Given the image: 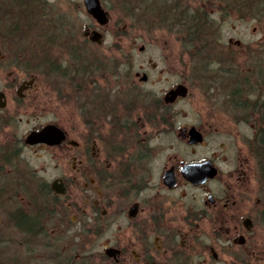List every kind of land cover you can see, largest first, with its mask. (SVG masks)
Here are the masks:
<instances>
[{"label":"flooded vegetation","instance_id":"af4514ba","mask_svg":"<svg viewBox=\"0 0 264 264\" xmlns=\"http://www.w3.org/2000/svg\"><path fill=\"white\" fill-rule=\"evenodd\" d=\"M78 1L85 10L83 1ZM158 1L166 7V20L172 26L176 18L184 24L190 15L201 16L199 12L190 13L185 0L182 7H174L179 0H171L170 4ZM252 1L262 5L259 15L264 16V0L214 2L220 4L221 18L237 12L239 19L247 12L240 9ZM99 2L108 22L99 25L85 10L92 20L81 34L87 45H102L104 35L100 29L110 20L107 2L123 5L125 0ZM124 9L127 10L125 6ZM92 33L100 37L92 39ZM228 42L221 35L215 40L217 63L222 65L216 74L224 76L209 82V61H203L199 66L201 79L206 82L205 90L218 89L238 120L250 122L255 129L253 155L238 154L232 166L223 169L219 161L224 145L219 144L217 151L205 152L212 122L184 121V110L174 109L178 102L192 96V71L189 85L179 82L160 92L156 88L158 81L150 80L145 72L137 71L130 77L125 62H96L81 55L80 46H73L72 125L65 128L46 122L28 131L53 125L62 132L63 139L57 145H32L58 151V174L50 182L36 186L34 196L42 197L46 204L36 205L33 214H18L28 228L21 227L30 234L33 230L36 236L43 234L51 243H92L104 237L103 257L107 264H255L259 250L248 235L257 219L264 223V32L257 48L243 54V64L245 60L250 69L246 76H238L236 71L242 63L236 61L240 42L235 40L231 46ZM140 48L142 51L143 46ZM31 63L29 60L22 64L26 68ZM50 67L42 75H50L51 70L64 78L68 74V66L61 71L56 70L60 68L56 63ZM36 79L29 73L19 83H11V91L17 83V106L26 105ZM178 85L185 87L186 94L172 102L165 101L166 94ZM7 92L6 88L0 89L2 125L13 120L6 113ZM23 140L24 146L31 147ZM203 165L204 170L212 172L200 174ZM190 168L196 169L193 175L188 172ZM218 230H224L226 246L221 244ZM223 249L227 252L223 253ZM224 254L225 259L221 258ZM257 254L262 258L260 252Z\"/></svg>","mask_w":264,"mask_h":264},{"label":"rangeland","instance_id":"374dc122","mask_svg":"<svg viewBox=\"0 0 264 264\" xmlns=\"http://www.w3.org/2000/svg\"><path fill=\"white\" fill-rule=\"evenodd\" d=\"M21 1L25 5L20 7L15 0H0V57H3L2 60L0 58V89L8 91L6 113L9 112L13 118L9 124L4 121L0 125V264H65L68 258L67 264H107L103 257L104 237L92 243L72 244L65 240L51 243L43 234L36 236L33 230H30L32 235L28 233V227L21 218H17L21 213L33 214L36 205L46 204L42 197L34 196L37 194L36 186L50 182L58 174V151L24 146L22 138L30 129L46 122L65 128L72 125L70 76L72 66H75V58L71 55L73 46H80V54L96 62H125L130 77L134 72H145L150 80L158 81L156 88L160 92L179 82L189 85L188 77L192 71L195 75L191 81L192 96L178 102L174 109L184 110V121L208 119L212 122V131L205 139V152L217 151L219 144L224 145L223 158L219 161L223 169L232 166L238 154L253 155L255 129L250 122L238 120L236 113L222 101L224 95L218 89H204L206 82L201 79L203 75L199 66L203 61H209V70L213 71L207 74L209 82L224 76L216 74L222 65L217 63L215 40L221 35L223 41H230V46L235 40L240 42L241 47L236 50L240 56H236V61L242 63L238 64L236 71L238 76H246L250 69L245 60L243 64V54L257 48L256 43L264 32V16L259 15L261 4L252 1L248 7L241 8L240 12H247L242 11L244 16L238 19L237 12L232 17L221 18L220 4L215 0H206V3L200 0L199 4L193 3L196 0H185L190 13L199 12L200 17L206 14L210 25L207 27L210 35L202 40V44L191 46L185 21L183 24L176 18L172 26L166 20L167 9L159 4L160 1L125 0L123 5L107 2L105 6L110 20L100 29L104 35L102 45L96 46L83 42L82 30L91 25L92 20L78 0ZM167 1L170 4L171 0ZM176 5L182 7V0L174 7ZM141 46L143 50L139 51ZM29 60L32 63L23 67L22 63ZM51 63L60 65L57 71L68 66V74L65 75L68 81L52 70L50 75H42L51 68ZM29 73L37 76L36 84L27 95L26 105L17 106V83L12 91L11 83H19ZM207 111L211 114H206ZM256 221L248 237L255 240L262 256L259 259L258 252L255 253V264H264V223ZM50 229L48 227L47 234ZM218 233L222 238L221 244L226 246L228 238L224 230H218ZM226 252L223 249V253ZM239 252H242L241 248ZM71 254L79 257L72 259ZM90 254L95 256L89 257ZM221 258L225 259V254Z\"/></svg>","mask_w":264,"mask_h":264},{"label":"water","instance_id":"95a60500","mask_svg":"<svg viewBox=\"0 0 264 264\" xmlns=\"http://www.w3.org/2000/svg\"><path fill=\"white\" fill-rule=\"evenodd\" d=\"M84 8L86 12L99 24V25H105L108 22V16L107 13L101 8L99 0H82ZM100 37L99 33H92L91 38H98ZM142 48H140L141 50ZM186 94V89L183 85H178L174 89L170 90L166 96L165 101L172 102L177 96H184ZM1 107V106H0ZM63 139L62 132L56 128L53 125H46L42 127L39 130H32L28 133H26L24 137V143L26 145H37L40 143L46 144V145H57L61 142ZM206 165H203L202 169L200 170V174H206L211 173L210 170H204ZM191 171L190 175H193L194 170L193 168H190ZM204 174V175H205ZM194 181V180H191Z\"/></svg>","mask_w":264,"mask_h":264},{"label":"trees","instance_id":"16d2710c","mask_svg":"<svg viewBox=\"0 0 264 264\" xmlns=\"http://www.w3.org/2000/svg\"><path fill=\"white\" fill-rule=\"evenodd\" d=\"M23 2H26V0H23ZM15 3H17L20 7L25 5V3L21 4L22 3L21 0H15ZM208 20L209 18L207 17L206 14L199 18L195 15H190V17L185 20L184 25H185V29L186 30L188 29L186 35L189 36L188 37L189 45L194 46L199 44L200 46L202 44V40L206 39L210 35L209 34L210 30L208 31L207 28L210 26L208 25ZM0 125H2V122H0ZM22 221L25 220L22 218Z\"/></svg>","mask_w":264,"mask_h":264}]
</instances>
